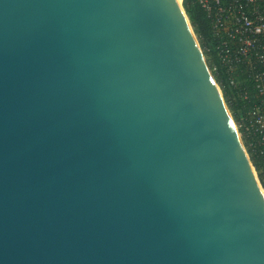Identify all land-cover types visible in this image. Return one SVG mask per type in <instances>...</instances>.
<instances>
[{
    "label": "water",
    "instance_id": "water-1",
    "mask_svg": "<svg viewBox=\"0 0 264 264\" xmlns=\"http://www.w3.org/2000/svg\"><path fill=\"white\" fill-rule=\"evenodd\" d=\"M185 1L0 0V264H264Z\"/></svg>",
    "mask_w": 264,
    "mask_h": 264
},
{
    "label": "built area",
    "instance_id": "built-area-1",
    "mask_svg": "<svg viewBox=\"0 0 264 264\" xmlns=\"http://www.w3.org/2000/svg\"><path fill=\"white\" fill-rule=\"evenodd\" d=\"M209 21L212 43L229 85L243 100L240 128L251 135L264 162V0H197ZM210 67V66H209ZM211 71L217 70L214 63Z\"/></svg>",
    "mask_w": 264,
    "mask_h": 264
},
{
    "label": "trees",
    "instance_id": "trees-1",
    "mask_svg": "<svg viewBox=\"0 0 264 264\" xmlns=\"http://www.w3.org/2000/svg\"><path fill=\"white\" fill-rule=\"evenodd\" d=\"M183 6L198 39L200 42H202V46L205 48L209 47L212 43V37L209 21L205 17L204 11L198 4L197 0H186L183 3ZM204 52L206 53L207 62L210 67H213L214 63L217 64V70H213L215 81L220 86L224 95V99L227 102L229 108L232 110L234 117L239 120V118L244 115L245 112L243 100L237 96L236 89L229 85L227 79L228 74L225 71V68L219 64L215 56V52L211 50H205ZM241 130L244 132L243 139L245 145L247 146L250 159L255 164V169H262L261 173L258 175L264 182V162L261 155L259 154L258 147L252 149V147L249 146L252 135L244 128H241Z\"/></svg>",
    "mask_w": 264,
    "mask_h": 264
},
{
    "label": "rangeland",
    "instance_id": "rangeland-1",
    "mask_svg": "<svg viewBox=\"0 0 264 264\" xmlns=\"http://www.w3.org/2000/svg\"><path fill=\"white\" fill-rule=\"evenodd\" d=\"M182 3V0H180V4ZM188 17V16H187ZM189 19V18H188ZM190 22V21H189ZM190 25H191V23H190ZM191 28H192V30H193V32H194V35H195V37H196V39H197V41H198V43H199V46H200V48H201V50H202V52H203V54H204V56H205V58H206V60H207V56H206V53L204 52L205 50H207L208 48H205V47H203L202 46V42H200V40L198 39V37H197V35H196V33H195V31H194V29H193V27H192V25H191ZM209 65V64H208ZM211 68V67H210ZM213 73V72H212ZM213 76H214V74H213ZM217 83V82H216ZM217 85H218V83H217ZM218 87H219V89H220V92H221V94H222V96H223V98H224V95H223V92H222V90H221V88H220V86L218 85ZM224 101H225V99H224ZM225 103H226V105H227V108H228V110H229V112H230V115H231V117H232V119L234 120V123H235V125H236V127H237V129H238V132H239V134H240V136H241V139H242V142H243V144H244V147H245V149H246V151H247V146L245 145V143H244V139H243V134H244V132L241 130V128L239 127V125H238V120L234 117V115H233V113H232V110L229 108V106H228V104H227V102L225 101ZM247 154H248V156H249V159H250V155H249V153H248V151H247ZM250 161H251V159H250ZM251 164H252V166H253V168H254V170H255V172H256V175H257V177H258V180H259V182H260V184H261V187H262V189H263V191H264V182L261 180V178L259 177V175L258 174H260L261 173V171H262V169L261 168H258V169H255V164L251 161Z\"/></svg>",
    "mask_w": 264,
    "mask_h": 264
},
{
    "label": "bare ground",
    "instance_id": "bare-ground-1",
    "mask_svg": "<svg viewBox=\"0 0 264 264\" xmlns=\"http://www.w3.org/2000/svg\"><path fill=\"white\" fill-rule=\"evenodd\" d=\"M178 1V3L180 2V0H177Z\"/></svg>",
    "mask_w": 264,
    "mask_h": 264
}]
</instances>
